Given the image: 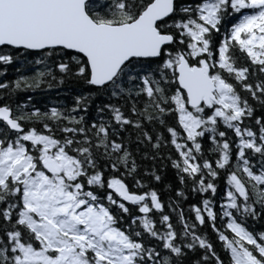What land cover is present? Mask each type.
<instances>
[{
	"label": "snow or ice",
	"instance_id": "6c2138e0",
	"mask_svg": "<svg viewBox=\"0 0 264 264\" xmlns=\"http://www.w3.org/2000/svg\"><path fill=\"white\" fill-rule=\"evenodd\" d=\"M0 264H264V0H0Z\"/></svg>",
	"mask_w": 264,
	"mask_h": 264
},
{
	"label": "trees",
	"instance_id": "16d2710c",
	"mask_svg": "<svg viewBox=\"0 0 264 264\" xmlns=\"http://www.w3.org/2000/svg\"><path fill=\"white\" fill-rule=\"evenodd\" d=\"M21 95H24V96L32 95V96H34L35 99L41 100V101H44L46 99V97H44L40 93H27V94H21ZM38 106L41 107V108H43L44 107L43 102L40 105H38Z\"/></svg>",
	"mask_w": 264,
	"mask_h": 264
}]
</instances>
